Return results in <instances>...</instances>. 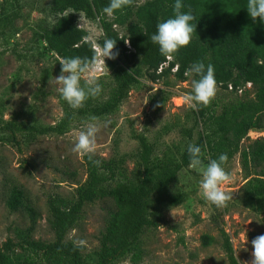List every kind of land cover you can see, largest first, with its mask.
<instances>
[{
	"label": "trees",
	"instance_id": "obj_1",
	"mask_svg": "<svg viewBox=\"0 0 264 264\" xmlns=\"http://www.w3.org/2000/svg\"><path fill=\"white\" fill-rule=\"evenodd\" d=\"M174 2L150 0L138 7L139 23L130 25L123 36L114 28L115 22L103 21L105 35L100 46L104 38L116 40L113 52H118L117 56L124 60L129 59L124 64L112 59L108 61L114 85L105 99L89 98L82 108L74 110L60 97L64 114L57 124L46 125L38 122L32 112L29 118L14 113L5 119L6 105L0 98V141L13 143L16 136L21 135L25 142H31L49 133L64 134L76 116L92 119L111 114L118 109L130 88L140 83L144 70L156 81L170 74L177 65L175 76L185 80V72L191 64L202 61L213 66L216 83L224 88L237 90L251 83L255 87L254 99L227 105L220 114L215 113L210 104L198 106L193 112L202 124L201 129L197 132L192 127L183 129V141L177 152L157 156L154 143L145 134L136 133L134 137L139 142V150L132 169L122 160L92 157L99 161L96 165L86 157L88 177L76 189L75 199L59 195L49 198L48 221L55 233L54 241L45 242L34 237L41 214L27 206L30 225L17 228L16 240L9 238L0 247V264H19L24 257L17 248L39 256L47 264H115L126 257L137 264L145 254L142 239L145 230L159 225L164 209L185 200L181 176L189 163L188 144L200 146L202 158L208 155L209 159H218L220 154H226L227 160L222 167L239 152L242 168L248 174L251 162L255 167L264 166L263 137L254 140L249 148L241 149L240 145L250 130L264 128V22L259 17L255 21L250 17L246 9L248 0H182V11H191L196 31L190 44L169 60L160 54L158 45L152 43L150 37L158 23L173 15ZM109 3L110 0H49L37 4L36 7L52 16L53 21L45 18L38 21L33 27L32 39L62 59L80 57L90 62L96 55L95 48L92 43L84 42L87 31L77 26L75 13L82 12L87 18L94 19L105 15L103 9ZM22 6L21 0H0V43L16 32L15 22ZM126 8L114 12L117 19ZM1 54L0 50V57ZM134 59L137 62L131 68L128 64ZM22 195L20 189H13L7 200L11 210L20 207ZM102 198H112L115 209L101 234L100 247L90 262L84 257V246L66 236L77 223L83 207ZM243 202L264 214L263 178L247 180ZM222 235L229 264H239L228 234L223 231ZM203 239L204 245L215 240L210 235H204Z\"/></svg>",
	"mask_w": 264,
	"mask_h": 264
},
{
	"label": "rangeland",
	"instance_id": "obj_2",
	"mask_svg": "<svg viewBox=\"0 0 264 264\" xmlns=\"http://www.w3.org/2000/svg\"><path fill=\"white\" fill-rule=\"evenodd\" d=\"M148 1L130 0L118 19L115 15L109 19L106 14L90 19L82 12H76L75 17L79 27L86 29L89 25L95 26L102 30L103 37V21L110 20L115 22L114 28L123 36L128 33L130 25L139 23L136 10ZM48 2L21 0V14L15 22L17 33H12L0 43V98L6 105L5 119L14 113L29 118L32 112L38 122L55 125L64 114L56 81L61 68L58 60L62 58L32 39V30L38 21L44 18L53 21L52 16L36 7L37 4ZM103 37L94 41L96 47H100L99 42ZM126 59L116 56L112 60L124 64ZM109 60L105 58V65L101 66L100 99H105L114 85L112 72L108 68ZM136 62L134 59L128 65L132 68ZM176 69L177 65L170 74L156 81L151 80L144 70L140 83L130 88L115 112L95 118L99 130L96 134V151L92 157L122 160L132 169L134 156L139 150V142L134 137L136 133L145 134L154 143L155 154L162 156L169 151H178L183 141V129L192 127L194 132L201 129L200 120H196L193 109L188 107L184 99L190 93L193 77L186 76L185 80H178ZM254 94L255 87L251 83L237 90L216 83V93L209 104L215 113L220 114L225 106L252 100ZM86 122L93 121L76 116L64 134L49 133L31 142H25L21 135L16 136L17 142L0 141V247L9 238L16 240L17 228L30 225L27 206L34 207L41 214L34 237L45 242L54 241L55 233L48 221L49 198L59 195L75 199L76 189L88 177L87 156L73 151L75 138ZM262 137L264 128L250 130L241 141V149L249 148L254 140ZM202 159L206 164L209 157L207 155ZM224 169L231 175V182L221 185V188L233 194V197L222 208L202 198L199 190L201 177L196 171L188 167L183 171L181 187L186 194L185 200L177 206L164 209L159 225L145 230L142 235L145 254L137 264H229L222 246L223 231L230 238L239 264H250L253 251L251 240L264 234V214L244 204L243 188L250 177L264 179V166L255 167L251 162L249 176L242 168L239 152ZM14 188L23 192L22 203L15 211L7 205ZM114 209L112 198L87 203L66 236L75 244L84 246V257L90 262L100 247L101 234ZM245 233L247 240L243 244ZM204 235L212 236L214 242L204 245ZM16 250L25 258L19 264H47L28 251L20 248ZM115 264L136 263L126 257Z\"/></svg>",
	"mask_w": 264,
	"mask_h": 264
},
{
	"label": "clouds",
	"instance_id": "obj_3",
	"mask_svg": "<svg viewBox=\"0 0 264 264\" xmlns=\"http://www.w3.org/2000/svg\"><path fill=\"white\" fill-rule=\"evenodd\" d=\"M129 3L130 0H110L103 12L109 19L114 18V12ZM183 7L182 0H175L173 15L158 23L155 33L150 37L152 43L158 45L160 54L169 60H172L174 54L181 48L190 44L192 35L196 31V25L192 23L195 19L194 16L190 10L182 11ZM246 9L253 21L259 17L264 22V0H248ZM80 20L82 21L81 15ZM85 30L88 35L84 42L92 43L96 52L92 60L89 62L80 57L58 60L61 65L60 74L56 77L59 85L58 92L61 99L74 110L82 108L86 100L95 98L101 93L102 89L99 83L101 66L105 65V58L115 59L118 55V52H113L116 40L104 38L102 46L96 47L93 42L103 37L102 30L92 25L87 26ZM185 75L195 77L191 79L190 93L184 97L188 107L196 110L200 105L207 106L216 93L213 66L205 65L202 61L194 62L186 70ZM92 121L86 122L76 136L73 151L87 156L94 164L99 165L98 160L92 159L96 151V134L99 130L94 122L95 118H92ZM187 153L188 168L196 171L201 177L199 190L202 198L217 208L225 207L233 197V194L227 193L221 188V185L231 182V175L222 167L227 160V155L220 154L218 159H209L205 164L200 146L188 144ZM246 240L245 233L243 244ZM251 245L253 251L250 264H264V234L252 239Z\"/></svg>",
	"mask_w": 264,
	"mask_h": 264
}]
</instances>
